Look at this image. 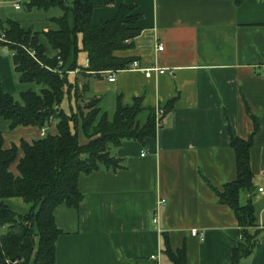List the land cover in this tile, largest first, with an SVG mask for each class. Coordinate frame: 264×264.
Instances as JSON below:
<instances>
[{
    "label": "crops",
    "instance_id": "obj_1",
    "mask_svg": "<svg viewBox=\"0 0 264 264\" xmlns=\"http://www.w3.org/2000/svg\"><path fill=\"white\" fill-rule=\"evenodd\" d=\"M18 2L0 0V25L11 20L5 9ZM122 5L136 9L140 33L131 49L116 55L133 59L139 69L89 75L82 70L88 61L79 35L85 63L68 72L75 84L69 94L80 108L95 103L99 116L106 114L109 121L118 105L138 103L142 121L148 110L154 111L155 138L112 145L108 151L120 161L118 170L100 167L80 176L82 203L54 211L61 232L56 264H172L166 243L173 252L185 249L186 264H230L242 234L234 212L220 203L217 192L236 178L230 134L247 140L255 128L253 119L258 123L249 151L254 191L240 192L239 202L252 203L257 227L249 232L259 233L257 246L239 264H264V0L239 5L235 0H115L108 8L94 9L91 24L101 27ZM73 23L70 14L71 28ZM38 42L46 56L57 55L43 35ZM73 61L74 56L67 66ZM111 74L115 80L109 83ZM0 87L12 96L20 88L30 89L19 83L12 52L2 43ZM9 124L0 118L3 146L8 150L15 145L18 161L20 142L38 140L41 130H10ZM82 138L81 145L87 142ZM16 165L10 168L14 174ZM6 204L18 215L27 213L28 206L18 199ZM194 229L202 238L191 234Z\"/></svg>",
    "mask_w": 264,
    "mask_h": 264
},
{
    "label": "trees",
    "instance_id": "obj_2",
    "mask_svg": "<svg viewBox=\"0 0 264 264\" xmlns=\"http://www.w3.org/2000/svg\"><path fill=\"white\" fill-rule=\"evenodd\" d=\"M115 0H30L27 9L48 11L58 8L63 12L51 21L56 29L37 32L22 28L19 23L8 20L0 25L4 35L2 43L12 52L14 72L20 84L40 86L19 94V101L6 95L0 87V118L10 122L9 129L32 127L44 129L56 122V134H46L38 140L20 142L22 157L17 161L18 148L13 145L6 150L0 133V264H30L33 251L37 249L33 264H56L55 243L61 232L56 228L54 211L60 205L77 208L82 202L78 180L81 175L98 171L100 167L116 171L120 161L111 157L109 148L120 145L123 140L144 142L155 138V113L148 110L140 119L138 103L133 107L118 105L114 118L109 121L106 114L99 116L95 103L87 107L76 106V111L66 115L60 108L68 84V72L76 69L79 52L78 36H81V51L87 55L88 65L82 68L89 75L116 72L127 69L133 63L131 58H119L117 52L131 49L140 30L136 28L139 15L135 8L122 5L114 19L102 23L101 27L91 24L94 9L108 8ZM244 0H235L236 4ZM73 16V28L68 24ZM57 51L49 58L39 44V35ZM35 53L31 57L29 52ZM74 61L67 66L70 58ZM75 98L76 96L75 93ZM171 101L165 108L170 112ZM83 109L88 111L84 112ZM255 122L253 134L241 140L230 134L231 147L235 152L236 178L224 185L217 197L222 205L234 212L241 229V242L231 252L230 264H239L257 246L256 234L249 229L256 228V215L251 202L240 205V192L253 193L250 148L253 135L258 130ZM78 126L87 142H78ZM17 162L16 173L10 171ZM18 199L28 206L27 213L18 215L6 204L7 200ZM165 253L172 264H186L185 249L173 252L168 244Z\"/></svg>",
    "mask_w": 264,
    "mask_h": 264
},
{
    "label": "rangeland",
    "instance_id": "obj_3",
    "mask_svg": "<svg viewBox=\"0 0 264 264\" xmlns=\"http://www.w3.org/2000/svg\"><path fill=\"white\" fill-rule=\"evenodd\" d=\"M30 0H19V4H20V10L19 11H15L12 8H6L5 9V13H7V18L11 19V20H16L19 22H22L24 24H27V26L31 27L32 30L41 32L43 29L44 30H50V29H56L57 26H55V24L51 21L52 18H59L63 15V12H61L60 9L58 8H50L48 11H43V10H39V9H32L30 10V13H28L27 8L23 5L24 3H27ZM66 4L67 6H71L72 4V0H66ZM30 53H33V57L35 56V53L33 51H29ZM76 63L78 66H83V64L85 63V55H83L82 52H78L77 53V57H76ZM75 71V70H73ZM68 84L69 85H75L73 78L68 77L67 78ZM26 87H29L31 90L37 92L40 89V86H36L34 84H26ZM20 90L22 91V89L20 88ZM19 90V92H20ZM19 92L15 95H13L14 100L19 101ZM62 103L60 105L61 110L63 111L64 114H68L70 115L72 112L76 111V103H75V99L73 96H70L69 94V90L68 88L65 89L64 95H63V99H62ZM87 107V105H86ZM112 113H110L111 116ZM55 124L56 122H53L54 127L50 128V127H46L44 129H46L47 134H50L53 136L54 130H55ZM52 125V124H51ZM15 131H11V133H14ZM78 136L80 137V140L83 141L82 138V131L81 128L78 126ZM13 138H17V135H14ZM18 139V138H17ZM36 139L31 140L28 143H31L32 141H35ZM16 171V170H15ZM37 249H35L33 251V254L30 258V264H33V259L36 255Z\"/></svg>",
    "mask_w": 264,
    "mask_h": 264
},
{
    "label": "built area",
    "instance_id": "obj_4",
    "mask_svg": "<svg viewBox=\"0 0 264 264\" xmlns=\"http://www.w3.org/2000/svg\"><path fill=\"white\" fill-rule=\"evenodd\" d=\"M20 7H21L20 4H15V5H14V9H15L16 11L20 10ZM0 42H5V38H4V35H3L2 33H0ZM158 50H159V51L162 50V45H161V44L158 46ZM29 54H30L31 57H33V53H30V52H29ZM127 69L138 70V69H139V68H138V64H137L136 62H133L132 64H130V65L127 67ZM114 80H115V77H114L113 74H111V75L109 76V78H108V82L110 83V82H113ZM45 135H46L45 130H44V129H41L40 136L43 137V136H45ZM142 155H143V153H142ZM142 155H141V156H142ZM262 181H264V172L262 173ZM262 191H263L262 188H261V189H258V192H259V193H261ZM157 222H158L157 219H154V220H153V224H157ZM191 234H192L193 236H199L200 238H202V234H199V232H198L197 230H195V229L191 231ZM151 258H152V260H155L154 257H151Z\"/></svg>",
    "mask_w": 264,
    "mask_h": 264
}]
</instances>
